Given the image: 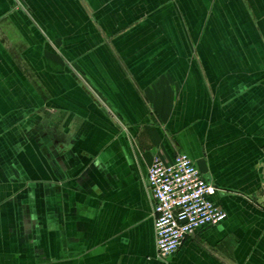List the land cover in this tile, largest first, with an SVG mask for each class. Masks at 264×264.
I'll return each instance as SVG.
<instances>
[{"label": "crops", "instance_id": "0c3cea01", "mask_svg": "<svg viewBox=\"0 0 264 264\" xmlns=\"http://www.w3.org/2000/svg\"><path fill=\"white\" fill-rule=\"evenodd\" d=\"M178 152L228 216L163 261ZM0 264H264V0H0Z\"/></svg>", "mask_w": 264, "mask_h": 264}, {"label": "built area", "instance_id": "2783aa9c", "mask_svg": "<svg viewBox=\"0 0 264 264\" xmlns=\"http://www.w3.org/2000/svg\"><path fill=\"white\" fill-rule=\"evenodd\" d=\"M155 222L156 256L167 261L186 237L221 224L228 213L214 200L218 187L207 180L185 152L172 161L160 155L143 174Z\"/></svg>", "mask_w": 264, "mask_h": 264}]
</instances>
